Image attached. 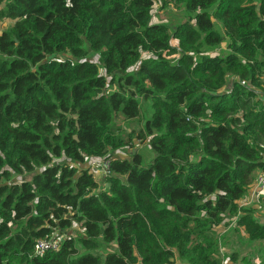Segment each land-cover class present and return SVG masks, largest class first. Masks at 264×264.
Returning a JSON list of instances; mask_svg holds the SVG:
<instances>
[{"label": "trees", "instance_id": "trees-1", "mask_svg": "<svg viewBox=\"0 0 264 264\" xmlns=\"http://www.w3.org/2000/svg\"><path fill=\"white\" fill-rule=\"evenodd\" d=\"M170 4L190 20L151 23ZM3 20L0 264H223L219 227L264 236L239 209L264 171V0H0ZM138 97L150 116L117 136ZM130 136L147 138L148 164L111 152ZM100 157L104 188L84 166Z\"/></svg>", "mask_w": 264, "mask_h": 264}, {"label": "rangeland", "instance_id": "rangeland-1", "mask_svg": "<svg viewBox=\"0 0 264 264\" xmlns=\"http://www.w3.org/2000/svg\"><path fill=\"white\" fill-rule=\"evenodd\" d=\"M152 18L151 23H164L169 28H173L176 24L181 23L184 20H190L189 15L186 14L181 7H175L174 5L170 4L168 8L160 9L158 6L154 5L152 8ZM9 20H3L0 23V29L6 28L9 25ZM223 46V44L221 45ZM63 55V54H62ZM61 56V55H60ZM87 60L95 62L100 67V60L96 53H92L88 51L86 55ZM102 72V71H101ZM105 78L108 79L109 75L103 73ZM226 89V88H225ZM140 99V97H138ZM139 107H140V114L138 119H124L121 115L117 114L113 119L112 123L114 126L118 127L117 136L121 135L125 137V135L129 132L136 131L140 128L144 119L148 118L152 112V108L150 106V102L147 99H140L139 100ZM132 140V146L122 147L111 151L112 153L118 155L119 157H128L132 152H140L143 156V163L144 165L148 164L154 156L153 151L150 149L147 138L145 139H138L133 136H130ZM93 158L86 159L85 167L87 166L88 162ZM88 167V166H87ZM89 171L93 174L94 179L97 181L98 185L102 188L105 187V183L103 178L105 176L102 175L101 172L92 171L88 167ZM258 174V171L255 173V177ZM26 177V175H25ZM254 181L255 178L253 177ZM252 183H254L252 181ZM252 186L247 189L242 197L239 209L247 208V207H254L252 212V217L257 219L259 224L264 226V205H262V197L259 196L264 195V189L257 193L255 196L250 197V189ZM241 210L237 212L241 214ZM217 234L221 237L220 238V251L227 254L229 250H234L236 259L235 264H244L243 262L239 261L240 256L244 255L246 259L249 260V264H264V236L260 239L250 240L248 236L244 232V228L242 225L237 224L235 217L231 222L226 226H221L217 229ZM81 229L78 225H74L70 227L68 230L64 231H56L55 235L60 239L63 238L65 235H71L76 237V235H80ZM106 246H101L96 249H100V251L105 250ZM111 247H108L110 249ZM81 249V248H80ZM224 254L223 264H228L230 262L228 257ZM176 264H181L178 261L175 262Z\"/></svg>", "mask_w": 264, "mask_h": 264}, {"label": "built area", "instance_id": "built-area-1", "mask_svg": "<svg viewBox=\"0 0 264 264\" xmlns=\"http://www.w3.org/2000/svg\"><path fill=\"white\" fill-rule=\"evenodd\" d=\"M264 147V145L262 146ZM88 167L92 171L101 172L103 176L109 174V160L104 157L93 158L89 161ZM264 189V171L256 175L255 181L250 189V197L256 195ZM58 239L56 237H49L46 239L37 240L33 245L34 254H42L47 250H55L58 248Z\"/></svg>", "mask_w": 264, "mask_h": 264}]
</instances>
